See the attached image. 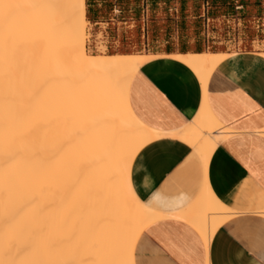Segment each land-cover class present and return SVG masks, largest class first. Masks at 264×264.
Masks as SVG:
<instances>
[{"label":"bare ground","instance_id":"obj_1","mask_svg":"<svg viewBox=\"0 0 264 264\" xmlns=\"http://www.w3.org/2000/svg\"><path fill=\"white\" fill-rule=\"evenodd\" d=\"M0 4L12 13L8 25L18 46L27 47L12 59L0 54V94L6 93L0 121L9 122L14 112L16 121L26 123L10 121L6 130L16 128L9 133L0 127V264H134L139 235L170 216L146 207L130 183L134 156L161 136L128 103L130 80L150 58L88 54L85 0ZM174 57L194 71L205 91L227 55ZM228 135L206 103L188 126L171 134L205 166ZM231 216L208 187L202 199L175 215L196 228L206 245Z\"/></svg>","mask_w":264,"mask_h":264},{"label":"crops","instance_id":"obj_2","mask_svg":"<svg viewBox=\"0 0 264 264\" xmlns=\"http://www.w3.org/2000/svg\"><path fill=\"white\" fill-rule=\"evenodd\" d=\"M85 16L108 55L149 57L132 76L133 115L161 134L134 156L130 183L146 207L164 214L133 249L134 264H264V0H85ZM227 55L203 91L174 56ZM206 106L229 131L205 166L171 136ZM205 187L232 216L208 245L175 217ZM172 215V216H171Z\"/></svg>","mask_w":264,"mask_h":264},{"label":"rangeland","instance_id":"obj_3","mask_svg":"<svg viewBox=\"0 0 264 264\" xmlns=\"http://www.w3.org/2000/svg\"><path fill=\"white\" fill-rule=\"evenodd\" d=\"M39 12V11H38ZM9 15H8V14ZM36 14H39V13H37V11L35 12ZM40 13H42V11L40 12ZM6 14H7V16H9V17H6ZM12 13H10V12H8L7 10H6V8L4 7V6H1V4H0V54H3V55H6V53H7V55H8V59H12L13 57H15L14 55H16V54H21L22 53V51H26V40H24V43L25 44H23L22 45V47L23 48H20V46H21V44H19L16 40H15V37L13 38V35L14 34H11V32H13L14 30H11V29H13V27H12V25H11V23L8 25V23L10 22V21H12V15H11ZM4 24V25H3ZM11 26V27H10ZM28 30H31V29H29L28 28ZM28 30H26L25 29V31L27 32ZM5 31H7V32H5ZM86 52L88 53V54H90V55H104V54H106V49L104 50L103 49V46H104V44H103V37H102V35L101 34H98L94 39H95V45H96V51L94 52V51H92V48H91V44H92V40H93V37H94V35H92V33H91V27L89 26V25H87V27H86ZM4 33V34H3ZM14 33V32H13ZM28 33V32H27ZM16 34V33H15ZM7 35V36H6ZM12 35V36H11ZM10 38H9V37ZM88 36V37H87ZM26 37V36H25ZM91 37V38H90ZM5 38V39H4ZM27 38V37H26ZM26 38H24V39H26ZM29 38V37H28ZM27 38V39H28ZM8 39H10V40H8ZM15 41H16V43H15ZM3 42L5 43V45L3 44ZM18 44L20 45V46H18ZM6 46V47H5ZM14 46V47H13ZM1 48H2V50H1ZM21 49V50H20ZM18 50V51H17ZM2 51V52H1ZM4 51V52H3ZM11 51V52H10ZM23 52V53H24ZM11 53V54H10ZM10 56H12V57H10ZM3 88V87H2ZM1 89V88H0ZM4 90V89H3ZM2 92H4V91H1V93ZM3 94H6L5 92L4 93H2V94H0V99L1 100H3V99H5V95H3ZM3 95V96H2ZM13 104V102L11 103V105ZM10 108V107H9ZM12 109V108H11ZM11 111L12 110H10V112H8V113H11ZM7 113V114H8ZM13 114H14V112H12V115H11V118H10V114H9V117H8V119H10L9 120V122L13 125V123H16V122H20V121H18L19 120V118H20V116L18 115V114H14V116H13ZM3 116V115H2ZM8 116V115H7ZM6 116V117H7ZM17 118H16V117ZM12 117L14 118V120H12ZM4 118V117H3ZM2 118V120L0 121V127H1V130L2 131H4L5 130V132H8L9 133V131H11V132H13L14 130L12 129V127L13 128H16L15 126H12L11 124H10V127L11 128H9V129H11V130H6V128H8V127H4V125L6 126V124L7 123H9V122H4V121H7V118H5V119H3ZM15 119H18L17 121L15 120ZM15 121V122H14ZM13 122V123H12ZM3 123H5V124H3ZM20 123H22V125H26V123H25V121L23 120V122L21 121ZM20 123H18L19 124V128H21L20 126H21V124ZM3 124V125H2ZM27 125H29L28 123H27ZM3 126V127H2ZM8 126H9V124H8ZM17 127V128H18ZM18 128V129H19Z\"/></svg>","mask_w":264,"mask_h":264}]
</instances>
